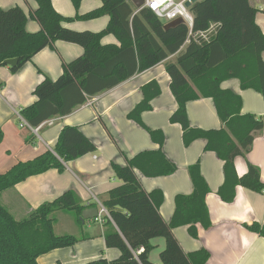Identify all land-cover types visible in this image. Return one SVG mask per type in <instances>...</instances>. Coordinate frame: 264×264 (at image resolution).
<instances>
[{
	"label": "trees",
	"instance_id": "1",
	"mask_svg": "<svg viewBox=\"0 0 264 264\" xmlns=\"http://www.w3.org/2000/svg\"><path fill=\"white\" fill-rule=\"evenodd\" d=\"M37 9L30 17L40 30L27 31L28 15L19 7L4 10L0 7V68L6 61L18 59L13 73L57 41L76 44L84 54L63 65L57 80L49 77L36 87L37 101L21 111V116L34 129L43 123L71 115L87 103L89 98L112 90L157 65L165 63L171 78V91L178 108L171 117L181 125L186 147L205 140V151L214 152L224 162V183L218 195L232 203L237 188L243 187L264 193L259 170L249 165L246 175L237 174L235 160L248 154L255 136L263 131L264 121L252 114H242L243 101L239 94L222 88L223 82L238 79L242 90H254L264 99V30L257 23L259 10L250 0H202L194 4L193 36L186 25L165 30L164 22L148 8L137 13L131 0H99L102 7L87 14L67 18L55 9L52 0H35ZM77 10L84 0H71ZM109 16L108 25L100 32L74 31L65 24L76 20H94ZM206 39L195 36L210 32ZM107 36H114L118 44H103ZM176 56L174 62L167 61ZM143 100L128 118L143 127L159 146L128 159L126 165L112 162L115 176L122 184L109 192L104 202L110 219L104 238L107 248L120 251L117 260L99 259L86 264H152L149 255L152 241L164 238L166 248L161 253L162 264H207L211 254L206 249L186 253L173 231L187 227L190 236L198 239L199 227L212 228L206 198L210 188L202 175L200 162L189 167L194 187L189 196L178 195L170 223L164 221L161 207L164 193L146 192L136 171L147 178L175 174L178 167L163 152L165 135L161 130L149 129L142 120L143 113L152 110V102L161 94L157 81L142 87ZM201 98L212 99L223 123L220 130L194 129L190 126L187 105ZM33 137H26L32 143ZM4 132L0 128V144ZM97 146L77 127H65L60 133L54 152L47 151L34 160L22 162L7 173L0 174V264H39L38 259L57 249L70 248L86 240L75 235H57V215L66 212L79 223L85 210L74 191H68L47 202L29 215L17 219L1 203L3 193L30 177L51 169L63 173L64 163L97 152ZM249 230L264 238V227L258 223ZM144 252L138 254L140 249Z\"/></svg>",
	"mask_w": 264,
	"mask_h": 264
},
{
	"label": "crops",
	"instance_id": "2",
	"mask_svg": "<svg viewBox=\"0 0 264 264\" xmlns=\"http://www.w3.org/2000/svg\"><path fill=\"white\" fill-rule=\"evenodd\" d=\"M52 2L57 12L67 18H74L77 14L84 15L102 7L99 0H84L79 10L71 0ZM250 3L259 10L257 23L264 30V0H250ZM16 6L21 7L29 17L27 31L38 32V22L30 17L37 9V2L0 0V7L4 10ZM109 21V16H103L88 21L76 20L65 24V27L79 32H100ZM103 44H118V41L114 36H107ZM83 54L81 46L57 41L52 47L37 54L17 73H13L9 66L0 68V128L4 132V140L0 144V174L7 173L19 163L34 160L47 151L54 152L65 127L79 128L98 148L95 153L64 163L63 173L51 169L28 178L2 194L1 203L16 218L29 215L68 191H74L86 207L79 223L73 214L60 213L55 226L57 235H75L86 240L73 247L43 255L38 263L86 264L99 259L111 262L120 257L118 249L106 246L104 235L110 216H101V207L108 200L109 192L122 184L115 176L112 162L126 165L128 159L139 153L159 148L143 127L128 118L143 100L142 87L157 81L161 94L153 100L152 110L143 113L142 120L149 129L163 131V152L178 167V171L171 176L157 178H147L136 171L143 189L148 193L155 190L164 193L165 201L160 211L164 221L170 223L176 208V197L193 193L189 167L200 162L202 175L210 188L206 203L213 225L209 230L199 227L198 239L190 236L187 227L175 229L173 233L180 246L186 253L208 250L211 258L207 264H264V238L248 228L254 223L264 227V193L238 187L232 203H226L220 198L218 190L224 183V162L216 153L205 151V140L195 141L186 147L181 125L173 124L170 120L178 104L171 91V78L165 69L166 62L137 74L110 91L89 98L85 105L69 116L43 123L38 134L33 132L34 128L31 126H21L24 119L21 111L37 101L33 95L36 87L45 77L57 80L62 75L63 65ZM175 58L176 56H171L167 61L174 62ZM222 88L242 97V114H252L264 121V99L260 93L242 90L238 79L223 82ZM187 113L190 126L194 129L208 131L223 127L212 99L201 98L188 103ZM28 136L34 138L32 143L26 141ZM250 164L259 170L264 183V129L255 136L251 151L235 160L237 174L240 177L246 175ZM152 244L154 249L149 255V261L152 264H162L160 256L166 248V241L164 238H157Z\"/></svg>",
	"mask_w": 264,
	"mask_h": 264
},
{
	"label": "built area",
	"instance_id": "3",
	"mask_svg": "<svg viewBox=\"0 0 264 264\" xmlns=\"http://www.w3.org/2000/svg\"><path fill=\"white\" fill-rule=\"evenodd\" d=\"M191 0H144V5L141 9H137V13L141 11L144 8H148L150 11H152L156 17L164 22V24H169L177 19H183L185 25L190 29V35L193 36V28H194V15L191 12V8H188L186 6L187 2H190ZM202 1V0H198ZM214 30V27L211 28L210 32L206 33H200L195 36H200L204 39L207 38V36ZM194 37V36H193ZM22 119V118H21ZM23 124L21 126L29 127L27 122L22 119ZM32 129V128H31ZM41 126L37 129H32L33 132L38 134L40 131ZM100 215H107L108 211L105 207H101V213ZM144 252V249H140L138 254H141Z\"/></svg>",
	"mask_w": 264,
	"mask_h": 264
},
{
	"label": "water",
	"instance_id": "4",
	"mask_svg": "<svg viewBox=\"0 0 264 264\" xmlns=\"http://www.w3.org/2000/svg\"><path fill=\"white\" fill-rule=\"evenodd\" d=\"M131 2L134 4V6L137 8V9H141L144 5V0H131ZM198 2V0H191L190 2H187L186 3V6L188 8H192V6L194 4H196ZM180 25H185L183 19H177L169 24H166L164 26L165 30H169V29H172V28H175V27H178ZM18 64V59H12V60H8L6 61V65L13 68V67H16Z\"/></svg>",
	"mask_w": 264,
	"mask_h": 264
},
{
	"label": "rangeland",
	"instance_id": "5",
	"mask_svg": "<svg viewBox=\"0 0 264 264\" xmlns=\"http://www.w3.org/2000/svg\"><path fill=\"white\" fill-rule=\"evenodd\" d=\"M99 31H101V30H99ZM110 144H112L111 142H110ZM62 213H66V212H62ZM59 216V214L57 215V217ZM17 219H19V218H17ZM59 233H61V231L59 230Z\"/></svg>",
	"mask_w": 264,
	"mask_h": 264
}]
</instances>
